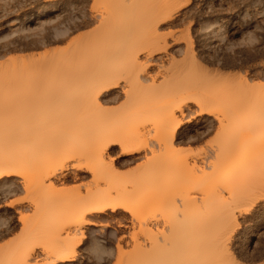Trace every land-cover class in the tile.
I'll list each match as a JSON object with an SVG mask.
<instances>
[{"label": "rangeland", "instance_id": "rangeland-1", "mask_svg": "<svg viewBox=\"0 0 264 264\" xmlns=\"http://www.w3.org/2000/svg\"><path fill=\"white\" fill-rule=\"evenodd\" d=\"M168 5L169 10L175 13L173 21L156 27L159 23L156 22L166 15L165 7L167 9ZM130 37H135L134 42ZM127 41L128 44L132 42L133 45L138 41V46L142 45L143 48L161 47L167 44V54L163 52L155 55L154 61L157 65L150 69L151 74L158 75L159 83L165 81L175 88L180 84L202 81L203 77V82L211 93L222 97V100L218 101L220 104L217 103L215 108L223 115L229 109L230 112L233 109L232 104H237L241 97H247L252 101L257 100L260 105L264 101V0H0V138H17L21 135L31 137L38 134L31 129L38 127L57 130L61 127L86 126L87 124L84 125L83 122L97 121L101 117L108 121L111 129L120 127V123L128 116V111H134L137 109L136 105L142 102L141 95L136 90L130 93V99L126 96L125 90L133 88V86L130 87V84H133L127 80L121 82V88L117 92L119 96L105 101L102 108H98L99 110L97 107L93 108V105L91 110L90 106L87 108V105L83 103L82 98L87 96L83 88L84 92L78 88L76 93L78 103L73 106L65 104V107L61 103L54 106L55 101L51 99L54 97L49 98L53 96V93L38 88L52 79L63 81L65 71H67L66 74L72 71L79 81L77 85H83L87 80L96 77L95 73L98 74L97 59L100 55L106 53V50L111 51L116 45L120 46L123 43L122 45L126 46ZM136 45L131 48L137 49ZM72 48L81 49L82 52L68 65L63 56ZM116 49L119 50L117 46ZM55 55L60 60L57 67L52 66V60H49V58H56ZM139 56L142 62L148 58L146 53ZM199 63L204 66L203 70L207 73L202 70ZM121 64H116V67L119 66L122 73V70L128 71L126 64ZM203 72L205 75H202ZM127 74L128 72L123 76ZM242 75H249V85L241 84L240 76ZM12 80L15 82H10L11 84L7 82ZM18 81L21 82L17 84ZM151 82L149 78L146 84ZM187 112L194 114L193 111L187 110ZM40 120L45 124H37ZM200 121L201 117L197 116L191 124L188 123L183 127L178 136V146L183 148L185 153L198 159L204 158L211 147L222 142L224 140L222 137L232 130V125L228 128L229 124L226 130H222L224 128H220L216 121L207 124ZM127 125L130 126L129 123ZM189 125L194 127L195 135L188 130ZM153 132H150L151 135ZM62 133L64 135V132ZM200 140H203V143L193 149L191 145ZM51 148V146L42 148L44 151L47 149L51 154L47 157L45 154L48 152L45 151L44 155L48 160L41 157L42 152L40 155V152L37 154L33 150L32 161L38 162V165L33 164V170L39 165L64 160L62 156L55 158L53 154L57 148H53V151ZM117 153H113V156ZM159 153L158 151L155 157V154L149 151L128 164H120L117 171L113 173L118 179L116 184H125L138 176L143 177L153 172H156L155 176L162 175V178L166 176L167 172L163 170L165 158L163 159L160 155L162 153ZM262 155L247 156L249 177L245 192L254 194L259 190L256 179L260 176V169L263 171L264 154ZM38 157L41 158L38 159ZM150 157L153 160L149 159ZM75 160L77 159H69L68 164H72ZM186 168L188 167L181 166L175 173L173 181L176 183L173 184L172 190H164L165 188L161 187L160 190H156L159 191L158 193L155 191L156 198H159L156 201L166 197L169 198L167 200L169 203L166 202L162 210L159 207L160 211H155V214L158 212L156 216L150 214L152 219L159 221L157 222L159 227L152 228L153 233L157 228L162 229L164 225L169 224L166 222L172 221L169 217L172 218L176 214L174 212L177 209L175 207H179L178 203L189 201L196 195L199 201L196 203L201 204V208L204 206L199 196L203 197V193L209 190L210 186L206 185L209 182L202 178L201 170L193 172L189 169L187 171ZM33 170L29 174L30 178L35 175ZM93 175L89 171L82 172L81 178L58 185L55 190L34 189L36 191L28 192L20 186L13 192H5L4 205L20 199L21 197H18L16 193L21 190L25 193L22 199L28 203L23 205L15 215L11 214L10 209L4 208V214L0 216V262L1 258L17 255L21 249L37 241L45 244L48 251L54 245L60 247L61 240L66 238V234L62 233L59 236L55 230L58 231L65 220L63 217L65 214L62 215L61 211H64L63 207L66 209V206L62 207V201L67 198L68 202L71 199L75 200L79 195H84L88 189L95 187ZM118 199L115 196L114 200ZM66 202L67 200L64 203ZM198 205L195 202L185 204L184 212L188 213L191 210L189 213L194 212L196 215L195 211L200 208ZM187 206L193 207L188 209ZM194 207L198 208L195 210ZM138 210H135V216L122 209L117 211L118 215L108 212L98 225L86 226L81 231L71 234L70 236H76L75 240L78 242L76 258L70 264H100L97 251L106 253L103 256V264H126L134 258L137 254L136 241L142 242L150 235V233L146 234L148 229L144 224L147 213L144 208ZM252 211L249 215L240 216L243 229L240 228L234 233L231 246L237 254L239 253V257L243 258H240L243 264H264V258L258 260L250 258L252 251L260 248L261 245L264 246V201L259 202ZM21 216L27 217V226L36 231L34 232L36 235H32L29 239L20 221ZM59 217L61 218L58 220ZM119 220L123 223L122 226ZM13 237L16 238L13 239Z\"/></svg>", "mask_w": 264, "mask_h": 264}, {"label": "bare ground", "instance_id": "bare-ground-1", "mask_svg": "<svg viewBox=\"0 0 264 264\" xmlns=\"http://www.w3.org/2000/svg\"><path fill=\"white\" fill-rule=\"evenodd\" d=\"M165 13L166 15L162 12L165 16L156 22H159L156 27L159 24H167L173 21L175 13L173 10H169V5L167 9L165 7ZM133 38L130 37L132 42H134ZM138 41L134 45L132 42L129 43L130 46L128 41L127 44L125 43L126 46H123V43H119L121 47L116 45L119 50L115 46L116 50L113 48L111 51L107 52L106 50V53H102L97 59L99 63L98 74L95 73L96 77L87 80L81 86L77 85L79 81L74 77L72 71L68 70L70 71L68 74H66L67 71L63 73L66 78H63L65 81L52 79V81L44 82L39 88L37 87L53 93V96H49V98L54 97L51 98L52 101H55L53 105L61 103L63 107H65V104L70 106L77 104L76 93L78 88H80V91L83 88L86 92L85 96H87L82 99L87 108L89 106L91 108L93 105V108L101 109L105 101L113 100L119 96L117 92L121 88V82L127 80L133 84L129 83L130 87L133 86V88L131 87L132 89L130 88L128 91L125 90L126 96L129 97L130 93L136 90L140 93L142 102L139 100L140 103H135L137 104V109L130 111L131 113L128 111L129 118L126 116L127 114L125 115L128 120L123 117L124 120L120 121L121 128L118 126L116 129H111L110 124L107 123L108 121L101 117L98 119L99 122L98 120L83 122L84 125L87 124L86 126L61 127L57 128V130L49 127H38L31 129L38 132V134L35 133L36 135H31V137L21 135L17 138H0V178H7L8 176L19 178L14 179L11 185L6 186V192H13L20 186L28 192L34 189L55 190L58 185L81 178L82 172L89 171L94 174L92 179L93 181L95 180V187L92 186L93 188L88 189L84 195H79L75 200L69 197V200L71 199L69 202L67 198L62 201L63 205L60 203V206H66V209L63 207V210L66 211H61L62 215L65 214L63 216L65 220L60 229L58 231L55 230V232L59 236L65 233L66 238L61 240L60 247L54 245L49 249L50 256L48 258L53 261V264L57 260H67L70 263L75 260L78 241L75 240L76 236L70 235H73L78 230L81 231L86 226L98 225L100 220L105 215H108V212H93L89 211V209L108 208L115 209L116 212L122 209L132 216H135V210L139 211L138 209L140 208H144L147 213V217H144L146 219L144 224L149 231H146V234L150 233V235L142 242L136 241L137 254L134 258L127 261L126 264H243L241 260L243 258L239 257V253L237 254L233 250L231 240L234 233L243 226L240 223V216L243 214L249 215L259 202L264 201V166L262 167L263 171L260 169V176H257L256 179L259 190L254 194L245 192L248 188L249 177L247 174L249 166L247 156H261L264 154V101L260 105L257 100L252 101L247 97H241L237 104H232L233 109L230 112V109L228 110L230 114L228 115L227 112L225 116V114L223 115L215 108L216 104L222 100V97L216 93H211L208 86L203 82V77L202 81L180 84L176 88L165 81L159 83L158 75H152L150 69L157 65L154 61L155 55L163 52L168 53V45L144 48L139 45V48ZM139 42L141 43V41ZM131 44L133 46L137 44V49L135 47L131 48ZM123 47L124 49L122 50ZM72 49H69L70 51L68 50L69 52L67 51L66 55L63 56L65 63L68 65L82 52L81 49H73V51ZM142 53L147 54L148 58L145 62L140 60L139 55ZM58 59L57 56L53 59L49 58V60H52V66L57 67V63L60 61ZM121 59L125 63L120 61ZM118 61L120 64L122 63L121 65L126 64L125 67L128 71L122 70V73L119 70L118 65L120 64ZM115 63L118 64V68ZM68 65L66 66L67 68ZM199 66H201L200 63ZM201 67L203 70L204 66ZM203 71L205 72V70ZM126 72L129 74H127L129 79L126 78L127 75L123 76ZM204 72L202 75L207 73ZM248 76H240L243 86L250 84ZM149 78L152 82L146 84ZM19 82L21 81L16 83L18 84ZM83 90L82 92H84ZM46 99L48 100V98ZM194 106L195 109H193ZM187 110L193 111L194 114H190V112L188 114ZM230 115L231 117H228ZM197 116L201 117V123L207 124L216 121L220 128H224L222 130H226L228 124V128L232 125L231 133H226L227 135L225 134L226 136L222 137V140H224L220 141L221 143L219 142L215 147H211L206 154L207 157L205 156L201 159L185 153L183 148L181 149L178 146V136L183 127L188 123L191 124ZM226 117L229 119H226ZM127 121L130 126L127 125ZM33 122L36 124L35 120ZM40 123L43 124V121L40 120L37 124ZM191 128L193 129L194 127L191 126ZM151 131H154L153 135H151ZM62 132H64V135ZM56 141L58 142L55 143ZM50 146L52 151L54 150L53 148H57L55 149V154H53L55 158L57 157L58 159V156L59 158L62 156L64 160L56 163L50 162L46 165L43 163V166L39 165L33 170L32 166L36 161L35 159L34 163L32 161L33 150L35 153L40 152V155H42V152L44 155L48 151L46 149L45 152L42 148ZM149 151L153 155L155 154V157L158 151L162 153L159 154L163 156V159L165 158L163 170L167 172L165 173L167 175L162 178V175L155 176L156 172H153L154 174L149 173V175L147 174L143 177L138 176L125 184H116L118 179L114 177L113 173L117 171L118 166L120 164H128L135 160L136 157ZM115 152L118 153L113 156ZM48 154L50 153L48 152L45 155L50 157L51 154ZM43 155L41 157L47 159ZM41 157H38V159ZM153 158L150 157L149 159L153 160ZM69 159L77 160L72 164H68ZM181 166L188 167L186 168L187 171L188 169L193 172L201 170V173L203 172L202 178L209 182V184H206L210 186L208 187L209 190L207 189L208 191L203 193L204 195L202 194L203 197L199 196L204 206L201 208V204L198 205L196 203L198 198L193 195L192 199L182 201L180 202L181 204L178 203L179 207H175L177 208L174 212L176 214L172 218L171 216L169 217L173 222L170 220L166 222L169 224L164 223L166 225L162 229L157 228L155 233H153V227H159L157 225L159 221L158 219H152L150 214H155V211H160L166 202L169 203L167 201L169 198L167 199L166 197L156 201L159 199L158 197L156 198L159 192L156 190H160L161 187L165 188L164 190H172L174 183H176L173 181L175 173L178 172ZM32 170L35 175L30 178L29 174ZM151 170L149 171L152 172ZM115 196L119 199L114 200ZM65 200H67L66 203H64ZM194 202L198 207L200 206L198 210H196L198 207H194L197 211H195L196 215L194 212L189 213L191 210L185 213V204H194ZM192 207L187 206L188 209ZM153 209L154 211H152ZM21 217L20 221L23 223L25 227L23 229L26 230L25 234H27L26 236L29 239L36 231L34 228L27 226V217ZM89 217L95 218L89 219ZM162 217L164 218V216ZM119 224L120 226L123 225L120 220ZM147 229L145 227V230ZM27 250L28 246L21 249L19 253L17 252V255L1 258L0 264H17L18 261L26 258ZM251 254L249 256L252 260L264 258V246L261 245L260 248L252 251Z\"/></svg>", "mask_w": 264, "mask_h": 264}, {"label": "snow or ice", "instance_id": "snow-or-ice-1", "mask_svg": "<svg viewBox=\"0 0 264 264\" xmlns=\"http://www.w3.org/2000/svg\"><path fill=\"white\" fill-rule=\"evenodd\" d=\"M189 131L195 135V130L191 128V126L189 127ZM205 139H207V137H205ZM203 140L194 142L191 147L193 149H196L198 147L199 144H202ZM14 179H19L17 177L14 176H8L7 178H0V216H3L4 214V208H8L10 209L11 214L15 215L18 213V210L25 204L28 203V201L22 199V197L25 195L24 191L21 190L19 193H16V195L18 197H21L20 199H17L16 201H14L12 204L9 205H4L3 203V197L5 195L6 192V186L7 185H11L13 183ZM89 211H102V212H113L116 215H118L119 213L116 212L115 209H89ZM95 217H89V219H94ZM21 219H23V217H21ZM13 223H15V220H13ZM16 237H13V239H15ZM26 258L18 261L17 264H53V261H51L48 257H49V251L46 247L45 244L37 241L35 243H32L27 250V253L25 254ZM106 255V253H103L101 251H97V258L100 261V264H103V256ZM55 264H70L69 261L64 260V261H60L57 260L55 261Z\"/></svg>", "mask_w": 264, "mask_h": 264}]
</instances>
